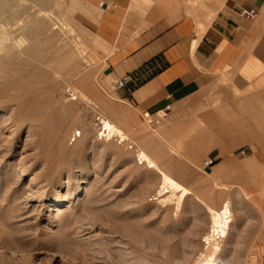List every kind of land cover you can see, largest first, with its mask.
<instances>
[{
	"label": "rangeland",
	"instance_id": "374dc122",
	"mask_svg": "<svg viewBox=\"0 0 264 264\" xmlns=\"http://www.w3.org/2000/svg\"><path fill=\"white\" fill-rule=\"evenodd\" d=\"M14 4V10L33 7L30 12L35 14L36 6L29 0ZM48 12L55 21L50 24L57 29L54 34L40 33L39 41L33 40L34 31L28 29L33 14H21L10 23L0 17V27L15 42L8 41L19 69L15 78L0 79V250L6 237L11 245L4 252L17 259L30 257L31 264H124V260L128 264H193L204 251L202 239L210 227L208 208L219 210L228 200L233 223L214 264H264V226L237 223L241 214L249 216L251 207L257 212L264 207L259 167L244 161L240 152L230 170L213 171L212 177L201 164L183 171L187 177L176 178L193 192L179 213L175 201L155 200L160 175L139 165L136 151L148 152V137L158 132L150 118L119 97L117 79L108 77L109 52L95 35L98 9L87 0H53ZM65 24L74 28L79 42L64 36ZM78 26L89 31L84 33ZM18 32L23 36L18 37ZM53 36L63 45L59 43L62 51L71 50L69 43L73 49L75 43L84 45V55L93 63L88 70L94 73V93L80 88L76 78L63 71L53 73L25 55L34 44L51 52L56 42L47 39ZM69 89L87 91L95 110L80 98L73 101L67 95ZM68 105L74 109L70 116L65 111ZM31 111L36 119L27 117ZM101 112L125 131L133 150L115 138L100 136L95 115ZM75 131L81 137L75 139ZM239 174L248 176L236 177ZM80 188L83 193L73 207L57 206L59 199L68 202ZM56 207L59 211H52ZM257 229L258 233L252 231Z\"/></svg>",
	"mask_w": 264,
	"mask_h": 264
},
{
	"label": "crops",
	"instance_id": "0c3cea01",
	"mask_svg": "<svg viewBox=\"0 0 264 264\" xmlns=\"http://www.w3.org/2000/svg\"><path fill=\"white\" fill-rule=\"evenodd\" d=\"M87 2L98 9L107 73L132 79L119 97L153 120L167 114L147 140L159 167L176 179L212 161V177L247 150L264 192V0H200L198 12L186 0ZM244 10L257 17H242ZM248 210L238 225L264 226V207Z\"/></svg>",
	"mask_w": 264,
	"mask_h": 264
},
{
	"label": "bare ground",
	"instance_id": "6f19581e",
	"mask_svg": "<svg viewBox=\"0 0 264 264\" xmlns=\"http://www.w3.org/2000/svg\"><path fill=\"white\" fill-rule=\"evenodd\" d=\"M29 1L34 6H36L34 8L35 14L30 12L33 7H31V9L29 8L28 11H27V8H25V9L23 8L24 10H26L28 12L27 14L25 13V11L22 8L14 10V7H15L14 3H17L18 0L17 1L16 0H0V17H5L6 23H10V22H13L15 20H18V18L20 17L21 14H23V16H24V13L26 15H28L30 12V14H33V15L29 14L31 16V23L32 24L28 27V29H31L34 31V36L32 37L33 40L39 41L41 39L40 33L41 34H43V33L45 34V32L53 33L54 30L57 29L55 27L56 26L55 23L52 25L50 24V23L55 22V21H54L53 16L51 15V13L48 12V9L52 5L53 0H29ZM186 1L188 4V7H189V11L198 12L197 5H198L200 0H186ZM37 8H39V10L35 11ZM32 12H33V10H32ZM73 13H75V12L73 11L72 14ZM30 16H27V17L29 18ZM75 21H76V19H75ZM28 22H30V21H27V23ZM78 24H81V23H78ZM82 26L83 25H81L80 27H82ZM65 27L66 28L64 31V36H66L67 38L69 37V40L71 39V41L75 42L76 38H79L80 36L76 35V38H74V36H73V34L75 33L74 28L70 27L69 24H65ZM78 28H79V26H78ZM79 29H83L84 33L86 31H89L86 28H79ZM80 31H82V30H80ZM50 33H48V34H50ZM18 34H19V32H18ZM20 34H21V32H20ZM20 34L18 35V37L20 36ZM21 36H23V35L21 34ZM49 36H51V35H49ZM54 36L48 37V39H47L48 43L49 42L53 43V41L56 42L54 39ZM16 38H17V36L15 37V39ZM10 39L12 40V38H10L9 32L6 31L3 28V26H1L0 27V50L2 51V55L0 56V79L3 77H5V79L8 77L7 79H9L10 78L9 76H11V78H12V77L16 76L17 71H19V69L17 70L15 68L16 56H15V53L13 50V45L8 43V41ZM19 40H20V38H19ZM69 40H67V41H69ZM17 41H18V39H17ZM62 41H64V40L62 39ZM71 41H69V42H71ZM77 42H79V40ZM59 43H60V41L58 39L57 42L55 43L54 47L51 45L53 47L51 49L52 50L51 52L43 49V47L40 49L39 48L40 46H38L37 44L36 45L34 44L33 47L28 49V51H27V53H25V55L27 57H32V58L36 59L42 65H45L46 67H48L49 70H52L53 73L54 72H57V73L61 72L62 73V71H63L65 74L70 75L73 78H76V80L78 82L77 85L80 88H83L85 90L88 89L89 92L94 93L93 90H96L95 86H94L95 84L94 85L91 84V80L94 81L92 79L93 75H91L93 72H90V70H91L90 68L92 67L93 63L91 62L92 61L91 58H90L91 59V61H90L88 59L89 57L88 58L85 57L86 55H84V53H86V52H85L84 45L75 43L76 46H74V49H73L71 44L69 43L70 45L68 44V48L70 46L71 50L62 51L64 49V47H62L63 48L62 50L59 49ZM80 43H82V42H80ZM66 44H67V42H66ZM66 44H65V46H66ZM72 44H73V42H72ZM51 46H49V48ZM88 68L90 70H88ZM87 70H88V72H87ZM19 73H18V75H20ZM1 75H3V76L1 77ZM44 77H46V76H44ZM108 77H111V76H108ZM83 89H81L82 91H77V89H74L76 92L74 90H71V91H74L76 93V94H73V96H75V95L77 96L76 100H74V101H77L78 98H80L79 100L85 102L86 105L87 104L92 105L93 109H94L96 106L94 107V104L91 102L88 95H86L87 91L84 93ZM34 102H36V101H34ZM68 106L65 107L66 108L65 111L69 115V113L74 111V109H72L71 105L69 107ZM100 114H101L100 116L102 119V124H103L105 130L108 132V138L109 139L110 138H117V140L129 139L127 137L125 131L111 117H109V115H107V113L104 114L101 112ZM35 115H36V113L34 111H31L27 115V117L30 120H33V119H36ZM77 116H78L77 114L74 115V117H75L74 120H76ZM113 116H115V115H113ZM80 120H81V118H80ZM76 136L81 137V133H78L77 131H75V139H76ZM74 141H76V140H74ZM136 158H137L139 165L145 166L151 170H156L157 173H159V175H160V184H159V187H158L156 195H155V200H158L163 204H168L170 202L175 201L176 212L179 213L182 210L184 202H186V200L190 196H192V194H193L192 190L190 188L186 187L185 185H183L182 183H180L177 179H175L171 175H169L167 172H165V170L161 169V167H159V164H157L158 162L156 163V161H155L156 159L154 160L151 157V155L144 148L143 149L139 148V150L136 151ZM21 171H22L21 173H23V170H21ZM205 173H208V172L205 171ZM84 174L87 175V173H84ZM85 189H86V187H85ZM81 190H82L81 188L77 189V194L73 197H70L68 199V202H66V203H63L62 199H59L56 202L57 206L62 205V207H63L64 205L68 204V207H73L75 205V200L77 199L78 195L83 193V192H81ZM85 191L87 192L88 190L86 189ZM52 211H59V208H57V207L53 208ZM208 214L210 217V227H209L208 233L202 239L204 251H202V253L199 254V256L196 258V261L193 264H214L215 263L218 255L222 252L221 243L223 242V240H225L228 237V232H229V229H230L231 224H232L231 205H230V202L227 200H226V202L223 203L222 207L219 210L209 207L208 208ZM15 236H13V237H15ZM15 241H16V239H15ZM17 241H18V243L16 242V244H19L20 243L19 239ZM14 244H15V242H14ZM10 245L11 244H10L9 240L5 237V239L1 242V247H2L1 250H3V251L0 252V264H31L30 263V257L17 259L18 257H12V255L5 253L4 250H7L10 247ZM21 245H22V243H21ZM134 254L138 255V251H134ZM147 257L148 256H146V258ZM124 262H125L124 264H128V262H126V260H124ZM137 264H147V262L146 261L142 262V263L139 262Z\"/></svg>",
	"mask_w": 264,
	"mask_h": 264
},
{
	"label": "built area",
	"instance_id": "2783aa9c",
	"mask_svg": "<svg viewBox=\"0 0 264 264\" xmlns=\"http://www.w3.org/2000/svg\"><path fill=\"white\" fill-rule=\"evenodd\" d=\"M241 16L244 17V18H247V19H254L255 17H257V12L255 10H244L242 11L241 13ZM132 82V79L130 76H126L120 80L117 81L116 83V88L118 90H125V89H128V86L129 84ZM74 92L71 91L70 89L67 90V95L74 100H76V96H73ZM170 108L168 107V110ZM96 128L98 129L99 131V134L102 138L104 139H108V132L105 130L103 124H102V119H101V116L99 114L96 113ZM146 117L150 118L148 115H146ZM167 117V114L166 113H159L157 115V119L156 120H153L152 118H150L152 121H151V124H156V125H159L162 121H164V119ZM117 140V138H115ZM119 144L121 145H127V147L130 149V150H133L134 149V145L130 142L129 139H125V140H122V139H119L117 140ZM240 155L242 156H246V151L243 150V151H240ZM212 165H213V162L212 161H205L204 163V170H207V169H211L212 168ZM258 264V263H257ZM260 264V263H259Z\"/></svg>",
	"mask_w": 264,
	"mask_h": 264
},
{
	"label": "water",
	"instance_id": "95a60500",
	"mask_svg": "<svg viewBox=\"0 0 264 264\" xmlns=\"http://www.w3.org/2000/svg\"><path fill=\"white\" fill-rule=\"evenodd\" d=\"M108 74H110V72H109ZM207 172H208V173H210V172H211V170H210V169H207Z\"/></svg>",
	"mask_w": 264,
	"mask_h": 264
}]
</instances>
